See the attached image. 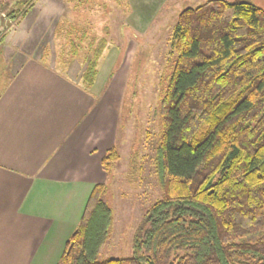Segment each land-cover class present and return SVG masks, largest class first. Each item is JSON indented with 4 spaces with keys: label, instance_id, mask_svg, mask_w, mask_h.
<instances>
[{
    "label": "trees",
    "instance_id": "trees-1",
    "mask_svg": "<svg viewBox=\"0 0 264 264\" xmlns=\"http://www.w3.org/2000/svg\"><path fill=\"white\" fill-rule=\"evenodd\" d=\"M170 45L154 156L162 193L143 213L139 254L97 259L113 221L99 182L54 264H264V10L228 0L186 7ZM103 47L81 76L87 88ZM119 157L115 145L105 150L106 174Z\"/></svg>",
    "mask_w": 264,
    "mask_h": 264
},
{
    "label": "rangeland",
    "instance_id": "rangeland-1",
    "mask_svg": "<svg viewBox=\"0 0 264 264\" xmlns=\"http://www.w3.org/2000/svg\"><path fill=\"white\" fill-rule=\"evenodd\" d=\"M204 1L36 0V8L32 6L27 14L35 9L42 16L29 23L28 31L22 28V35L16 30L25 18L18 16L10 19L0 36V43H8L10 56L34 55L47 63L54 62L72 74L84 90L86 83L81 76L87 61L99 43H104L94 81L86 88L94 97V107L98 105L107 122L114 124V145L120 157L105 179L103 199L112 209L113 221L97 257L100 261L139 254L134 238L145 227L143 213L162 193L154 156L160 129L159 97L173 57L172 29L182 9ZM228 1H245L264 10V0ZM30 3L33 0H3L0 15L5 19L12 9L20 12ZM15 36L18 38H12ZM12 69V63L5 64L1 57L0 87Z\"/></svg>",
    "mask_w": 264,
    "mask_h": 264
},
{
    "label": "crops",
    "instance_id": "crops-1",
    "mask_svg": "<svg viewBox=\"0 0 264 264\" xmlns=\"http://www.w3.org/2000/svg\"><path fill=\"white\" fill-rule=\"evenodd\" d=\"M33 10L17 31L42 16ZM0 46L13 65L0 87V264H54L92 186L105 183L101 158L114 145V124L72 74Z\"/></svg>",
    "mask_w": 264,
    "mask_h": 264
},
{
    "label": "water",
    "instance_id": "water-1",
    "mask_svg": "<svg viewBox=\"0 0 264 264\" xmlns=\"http://www.w3.org/2000/svg\"><path fill=\"white\" fill-rule=\"evenodd\" d=\"M6 25H4V27H5Z\"/></svg>",
    "mask_w": 264,
    "mask_h": 264
}]
</instances>
